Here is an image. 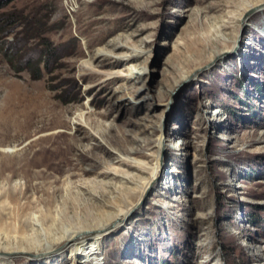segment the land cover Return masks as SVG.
I'll return each instance as SVG.
<instances>
[{"label":"rangeland","instance_id":"1","mask_svg":"<svg viewBox=\"0 0 264 264\" xmlns=\"http://www.w3.org/2000/svg\"><path fill=\"white\" fill-rule=\"evenodd\" d=\"M0 12L14 15L0 31V241L20 240L8 264H81L72 247L35 259L34 213L46 235L109 221L102 264H264V0H92L71 14L62 0H12ZM112 41L141 52L93 57ZM46 44L57 51L37 78L23 61ZM132 64L147 68L139 80L115 75ZM130 150L148 167L139 186L104 194L120 180L101 173Z\"/></svg>","mask_w":264,"mask_h":264},{"label":"bare ground","instance_id":"2","mask_svg":"<svg viewBox=\"0 0 264 264\" xmlns=\"http://www.w3.org/2000/svg\"><path fill=\"white\" fill-rule=\"evenodd\" d=\"M260 2V1H259ZM258 2V3H259ZM253 7V5L249 4L246 6L245 9H249ZM218 22V38L221 40H227V37H225L221 32L222 29H227L229 26V22L227 20L221 19ZM220 32V33H219ZM123 48L125 49L124 53H120L117 50ZM141 51L133 48V47H129L126 45V43H123L121 41H112L110 46H107L105 49L100 50L98 53H96L95 55H93L94 58L99 57V56H107V58L111 59V61H115V62H124V63H129L132 62L139 54ZM223 51H216L214 53V56L219 57L221 55ZM124 56V60L122 61H116V58L118 56ZM224 56V54H223ZM92 60L93 58L89 57V59L83 61V64H85V66L88 67H92ZM146 67L145 65H129L128 69L126 70V72L123 70H121V72L115 73V75H121V76H125V78H127L128 80L131 81H135V80H139L142 76V74L146 71ZM84 115L83 113L80 114V119H83ZM11 150H15V147H12L11 149L8 148V151ZM138 151L137 150H130L127 152L126 155L122 156L120 155V158L117 159L118 163H119V168L117 167H111L109 168L106 172H102L101 175L103 176H107L110 177L111 180L114 179H119L120 183H113L111 181L109 182H103L104 185V194L105 193H118L119 190H124V189H128L129 186L128 185H135L136 187L139 186L138 182L140 177L136 176V172H144L145 170L148 169L147 166L144 165V163L138 159L136 156H134ZM121 168V169H120ZM133 169L134 171H127V169ZM118 169V170H117ZM119 170H121L123 172V175L120 177L118 176V172ZM157 170V168H153V172H155ZM97 184V183H96ZM80 186V185H79ZM80 192L81 195L86 199V200H92L93 198L99 197V195L97 196V192L93 191L89 188H87L84 185H81L80 187ZM145 189L143 190L144 193ZM142 193V194H143ZM101 196V193H99ZM11 199V197H8ZM49 212V208L47 209V213ZM33 214V212H32ZM53 214V213H50ZM49 215V214H48ZM40 215H35V213L32 215L30 222H28L27 226H29L31 228V230L34 232L36 230L37 234H39L41 236V240H43L42 244H39L38 241L39 239H33L32 236H28L26 237L25 242L27 243H35V247L33 248V250H35L36 252H41V254H38L39 256L36 255L35 259L38 260V258L42 259V258H55L56 259L58 257L63 256L62 252H56L55 254H51V255H47L45 254V252L50 251L52 249L55 248H63V249H67L72 247L70 253H69V257H72L73 261L76 263H81V264H102V262L99 259L98 254L100 253V241L103 240V238H105L106 235H109L112 231H114L113 229H115L114 227H110L109 221H102L100 223L95 224L93 227L91 226H79L78 229L80 230H75V228L69 229V228H64V229H60L61 231L60 234L56 233H48L46 235L44 229L42 226L43 225V221L40 217ZM49 217V216H48ZM56 217V216H54ZM53 217V218H54ZM123 215H120L119 218L122 219ZM50 219V218H49ZM48 219V220H49ZM47 220V221H48ZM53 220V219H52ZM55 220V219H54ZM51 222V220H49V223ZM120 222V221H119ZM54 224V222H53ZM47 226V225H46ZM87 227H91V228H87ZM23 230L25 231V226L22 225L18 228L17 233L19 235L22 236V239L25 238ZM91 230V231H90ZM56 231V230H55ZM51 232V231H49ZM35 233V232H34ZM58 234V235H57ZM17 237V236H16ZM18 238V237H17ZM47 238V239H46ZM21 239V241H22ZM6 239H3L2 241H0V264H8V255L13 253L14 251H17L19 249L18 248V242L20 240L15 239L14 241H17L15 243H11L13 244L12 246L8 247L3 245V242H5ZM9 238H8V242H9ZM63 241L62 245L57 246V244ZM43 245V246H41ZM25 247H22L20 250L24 251ZM50 253V252H47ZM4 255V257L2 256Z\"/></svg>","mask_w":264,"mask_h":264},{"label":"trees","instance_id":"3","mask_svg":"<svg viewBox=\"0 0 264 264\" xmlns=\"http://www.w3.org/2000/svg\"><path fill=\"white\" fill-rule=\"evenodd\" d=\"M10 1L12 0H0V8L7 6ZM9 15L10 16L8 17V12H0V31H3L6 26H8V23L12 21V16L14 17V15L12 13ZM56 51V48H53L49 44H46L45 48L42 50L43 53H41L40 51L39 57L37 58L27 57V59L23 61L25 64L24 66L30 71H34V73H36L35 76L38 78L40 76V73L42 72V68L48 67L49 60ZM18 63V67H21L22 63ZM40 63L43 64V67L40 66Z\"/></svg>","mask_w":264,"mask_h":264},{"label":"built area","instance_id":"4","mask_svg":"<svg viewBox=\"0 0 264 264\" xmlns=\"http://www.w3.org/2000/svg\"><path fill=\"white\" fill-rule=\"evenodd\" d=\"M82 1L90 2L92 0H62V4H63V7L66 10V12L68 14H71L77 10L80 2H82Z\"/></svg>","mask_w":264,"mask_h":264}]
</instances>
